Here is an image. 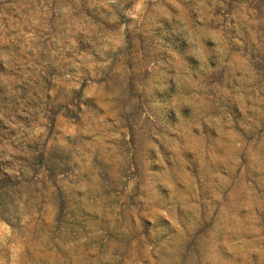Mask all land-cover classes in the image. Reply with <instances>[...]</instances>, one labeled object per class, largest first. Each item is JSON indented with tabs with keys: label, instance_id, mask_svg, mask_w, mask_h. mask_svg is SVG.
Wrapping results in <instances>:
<instances>
[{
	"label": "rangeland",
	"instance_id": "1",
	"mask_svg": "<svg viewBox=\"0 0 264 264\" xmlns=\"http://www.w3.org/2000/svg\"><path fill=\"white\" fill-rule=\"evenodd\" d=\"M0 264H264V0H0Z\"/></svg>",
	"mask_w": 264,
	"mask_h": 264
}]
</instances>
